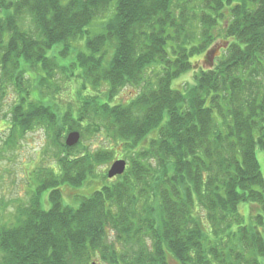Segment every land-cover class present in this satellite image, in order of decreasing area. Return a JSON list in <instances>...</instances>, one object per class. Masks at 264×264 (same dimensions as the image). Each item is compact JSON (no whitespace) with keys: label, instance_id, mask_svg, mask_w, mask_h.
Listing matches in <instances>:
<instances>
[{"label":"trees","instance_id":"16d2710c","mask_svg":"<svg viewBox=\"0 0 264 264\" xmlns=\"http://www.w3.org/2000/svg\"><path fill=\"white\" fill-rule=\"evenodd\" d=\"M58 74L80 84L74 103L57 102ZM9 84L5 145L42 127L59 158L0 228V264H261L264 0H0ZM90 128L124 145L128 167L74 207L62 186L89 185L116 152L73 156L82 139L67 135Z\"/></svg>","mask_w":264,"mask_h":264},{"label":"rangeland","instance_id":"374dc122","mask_svg":"<svg viewBox=\"0 0 264 264\" xmlns=\"http://www.w3.org/2000/svg\"><path fill=\"white\" fill-rule=\"evenodd\" d=\"M98 20L95 28H101V22ZM154 77L155 72L149 73ZM57 84L61 88V93L58 95L57 102L61 105L76 100L77 91L80 84L74 87H64L67 79L66 76L61 74L57 75ZM195 72L191 71L186 73L175 81L174 86L183 89L187 83H193ZM81 89V88H80ZM132 90L125 89L119 96L118 101L124 102L130 99ZM133 93V92H132ZM74 98V99H73ZM17 101V93L13 86L6 85L0 89V228L10 227L16 224V217L20 210L30 205V200L33 195V190L37 189L38 180L36 172L43 171L46 175L49 167L55 166L59 156L55 152V147L49 133L45 128L37 127L26 132L17 141L10 145H5L9 139V126L11 120L12 106ZM79 131V130H77ZM93 128H90L86 135L82 131L81 144L79 148L74 150L72 155L78 156L86 149L91 151L100 148H115V155L109 161L100 163L96 166L95 175L90 179L89 185L80 187L62 186V193L66 204L77 207L80 204V198L89 196L94 190L100 189L104 184L111 183L110 180L114 178L108 177V171L111 165L117 159H126L129 154L125 152V147L116 146L114 142L110 141L109 136L105 131L92 134ZM81 133V132H80ZM90 135H89V134ZM88 134V135H87ZM261 168L264 173V151L258 152ZM128 161V160H127ZM129 162V161H128ZM47 168V169H46ZM118 178V177H115ZM47 180H51L50 177ZM116 180V179H114ZM50 190V189H49ZM49 192H45V207L49 208L50 203L47 199ZM240 212L245 215V220L248 224H253L252 213H250V204L242 203L239 206ZM256 210L254 209L253 212ZM1 255V254H0ZM99 258V259H98ZM96 258L98 264H108L101 260V257ZM171 264H177L174 260L170 259ZM261 264H264V257L261 258Z\"/></svg>","mask_w":264,"mask_h":264},{"label":"water","instance_id":"95a60500","mask_svg":"<svg viewBox=\"0 0 264 264\" xmlns=\"http://www.w3.org/2000/svg\"><path fill=\"white\" fill-rule=\"evenodd\" d=\"M81 140V133L77 130L71 131L66 137V145L68 147H74ZM127 170V160L117 159L111 165V168L108 171L109 178H115L117 176L123 175ZM91 264H98V262L93 261Z\"/></svg>","mask_w":264,"mask_h":264}]
</instances>
